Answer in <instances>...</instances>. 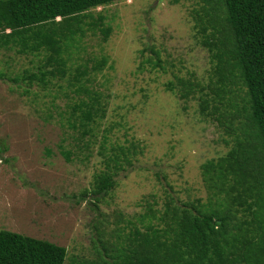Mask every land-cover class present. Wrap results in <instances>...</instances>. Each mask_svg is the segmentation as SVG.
<instances>
[{
	"label": "rangeland",
	"instance_id": "obj_1",
	"mask_svg": "<svg viewBox=\"0 0 264 264\" xmlns=\"http://www.w3.org/2000/svg\"><path fill=\"white\" fill-rule=\"evenodd\" d=\"M204 7L206 0H118L93 7V16L104 15L112 33L103 41L99 31L87 32L85 51L72 63L109 59L91 75L104 94L106 114L93 137L85 138L90 149L66 121L74 100L67 83L45 89L13 81L37 71L40 58L0 49V229L65 246L66 264L95 261L105 246H128L137 228L175 226L168 204L208 201L201 165L229 150L224 139L230 135L200 113L197 99L185 102L178 89L167 87L178 78L211 79L210 52L198 33L209 22L206 16L200 21ZM103 142H135L144 152L118 172L114 189L96 195ZM151 208L157 218L141 221Z\"/></svg>",
	"mask_w": 264,
	"mask_h": 264
},
{
	"label": "trees",
	"instance_id": "obj_2",
	"mask_svg": "<svg viewBox=\"0 0 264 264\" xmlns=\"http://www.w3.org/2000/svg\"><path fill=\"white\" fill-rule=\"evenodd\" d=\"M115 1L0 0V49L40 58L37 71L11 79L37 82L45 89L58 81L64 89L65 81L74 99L66 121L87 149L85 138L93 137L106 114L104 94L93 86L91 75L101 72L109 59L92 57L74 66V55L80 58L85 51L87 32L99 31L103 41L109 39L112 26L104 15L95 18L91 11ZM206 2L209 8L199 18L202 22L206 16L209 22L198 33L210 52L211 79L178 78L167 87L178 89L185 102L197 99L200 113L230 135L224 139L229 150L201 165L208 201L199 197L182 207L168 204L167 215L175 226L149 223L145 227L151 232L135 229L128 246L104 245L99 259L71 264H264V0ZM143 152L135 142H103L97 153L105 167L96 175L92 192L104 195L114 189L118 172L133 166ZM62 154L71 161L69 150ZM150 213L141 221L157 218L152 208ZM67 255L63 245L0 229V264H66Z\"/></svg>",
	"mask_w": 264,
	"mask_h": 264
}]
</instances>
